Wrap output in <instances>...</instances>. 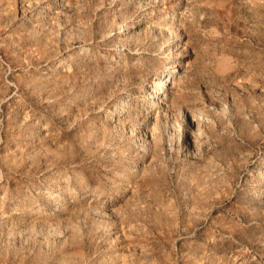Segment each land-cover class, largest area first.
I'll return each mask as SVG.
<instances>
[{
	"label": "rangeland",
	"instance_id": "rangeland-1",
	"mask_svg": "<svg viewBox=\"0 0 264 264\" xmlns=\"http://www.w3.org/2000/svg\"><path fill=\"white\" fill-rule=\"evenodd\" d=\"M0 264H264V0H0Z\"/></svg>",
	"mask_w": 264,
	"mask_h": 264
},
{
	"label": "bare ground",
	"instance_id": "bare-ground-1",
	"mask_svg": "<svg viewBox=\"0 0 264 264\" xmlns=\"http://www.w3.org/2000/svg\"><path fill=\"white\" fill-rule=\"evenodd\" d=\"M173 70H174V69H173ZM153 83H154V82H153ZM147 94H148V93H147ZM150 95H151V94H150ZM150 95H149V96H150ZM196 126H197V125H195V128H196ZM196 136H197V135H196ZM196 140H197V139H196Z\"/></svg>",
	"mask_w": 264,
	"mask_h": 264
}]
</instances>
